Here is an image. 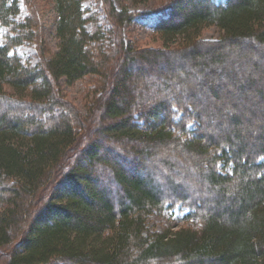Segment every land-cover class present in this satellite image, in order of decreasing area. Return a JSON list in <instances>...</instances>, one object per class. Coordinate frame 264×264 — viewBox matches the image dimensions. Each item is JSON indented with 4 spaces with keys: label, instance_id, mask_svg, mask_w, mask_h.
Instances as JSON below:
<instances>
[{
    "label": "trees",
    "instance_id": "trees-1",
    "mask_svg": "<svg viewBox=\"0 0 264 264\" xmlns=\"http://www.w3.org/2000/svg\"><path fill=\"white\" fill-rule=\"evenodd\" d=\"M55 1L53 49L30 0H0V264H264V120L246 129L227 110L213 132L180 76L151 69L178 58L188 79L187 58L264 50V0H163L148 13ZM153 13L163 47H136L133 21ZM209 26L219 40L202 39ZM26 43L35 65L16 53ZM80 81L85 114L62 93ZM176 207L195 226L149 228Z\"/></svg>",
    "mask_w": 264,
    "mask_h": 264
},
{
    "label": "rangeland",
    "instance_id": "rangeland-1",
    "mask_svg": "<svg viewBox=\"0 0 264 264\" xmlns=\"http://www.w3.org/2000/svg\"><path fill=\"white\" fill-rule=\"evenodd\" d=\"M30 1L35 13L39 17V23L43 29V36L47 39L53 49L56 48V30L59 22L56 1ZM114 1L118 9L126 7L131 11L148 13L155 7H158L157 5H160L161 2L169 0ZM196 2L197 1L194 2L195 4L188 6L189 11L197 10L198 7L205 4V2ZM100 3L101 0H83L82 6L87 11H93L100 6ZM154 18L155 14L153 13L148 18H140L133 21L131 29L134 30V45L136 47H163L160 37L154 30ZM87 28L90 31L92 30L90 25H87ZM2 33L3 30L0 29V44L2 41ZM220 34V29L218 27L209 26L203 31L202 39L205 41H216L221 38ZM124 38L126 37L124 36ZM125 40H127L128 43L133 42V40L129 37ZM35 52L36 49L33 43H26L16 49V53L20 56L22 62L30 65H35L36 63ZM202 52L206 53L204 50ZM217 53H221L225 56L224 64L219 65L212 62L213 57H215ZM211 54L213 56H210L209 58L205 57L195 61L191 60V58H187L185 60L186 67L184 70L190 74V78L188 79H185V77L183 78L177 72V68L179 67L178 65H181L183 62L178 58H174L169 61L173 65L172 67L169 65L168 68H165L162 65H159L155 67L153 66L151 69H154L155 71L161 70L166 74V76H173V73L180 76V78H176V82H180V86L186 84L185 87L190 88L189 92H191L194 97H197L195 98V101L203 104L205 107L204 110L209 109L210 112H213L215 123L213 124L214 121L210 119L208 120L209 124H213L210 130H216L215 127L220 126L226 120L223 117V113L225 115L226 113L227 115H232L229 114L227 110H232L233 114L240 116L243 120L242 122L244 128L246 129H248L252 123L260 125L261 120H264V50L261 48L258 49L253 45L232 48L226 46L224 49H220L215 52L212 51ZM202 70L207 73V78L199 77V71ZM212 72L221 74V77L219 79L215 76L212 77ZM191 76H193V78H191ZM173 78L175 77L173 76ZM252 81H254V83H252ZM132 82L134 83V81H131V84ZM130 87L132 88V86ZM89 88L90 86L88 87L85 81H80L74 85H66L62 93L66 96L67 100L78 105L85 114L87 112L86 100L92 96ZM7 89L8 91L13 92L12 88L8 87ZM213 91L220 93L221 97L216 98L213 96ZM190 128L193 129L194 125H191ZM167 149L170 150L169 147H167ZM167 159L170 160L169 158ZM179 167L186 168L181 165ZM153 168L156 170V167ZM187 214L188 212L181 207L167 209L161 213H154L150 218L149 228L151 230L162 231L163 229L168 228L176 230L178 226H195L193 221L187 222L184 219Z\"/></svg>",
    "mask_w": 264,
    "mask_h": 264
}]
</instances>
